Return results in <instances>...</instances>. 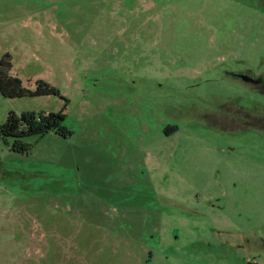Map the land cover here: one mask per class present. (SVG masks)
<instances>
[{"label":"rangeland","instance_id":"374dc122","mask_svg":"<svg viewBox=\"0 0 264 264\" xmlns=\"http://www.w3.org/2000/svg\"><path fill=\"white\" fill-rule=\"evenodd\" d=\"M6 53L71 133L0 137V264H264V0H0Z\"/></svg>","mask_w":264,"mask_h":264},{"label":"trees","instance_id":"16d2710c","mask_svg":"<svg viewBox=\"0 0 264 264\" xmlns=\"http://www.w3.org/2000/svg\"><path fill=\"white\" fill-rule=\"evenodd\" d=\"M11 67V57L6 53L0 58V93L4 97L60 95L54 86L42 79H37L32 89L24 87L18 77L10 74ZM60 97L64 98L61 95ZM64 101V106L59 111L54 112L23 111L16 115L15 112L9 111L5 121L0 124V137L4 141H7L9 137L12 138L11 149L17 152H25L28 147L20 140L23 137L29 135L43 136L48 133L64 137L69 135L71 132L63 124L66 117L64 109L68 104L66 98Z\"/></svg>","mask_w":264,"mask_h":264},{"label":"crops","instance_id":"0c3cea01","mask_svg":"<svg viewBox=\"0 0 264 264\" xmlns=\"http://www.w3.org/2000/svg\"><path fill=\"white\" fill-rule=\"evenodd\" d=\"M10 74H11L12 76H16V77H18L17 74L14 72L13 67H11ZM21 84H22L24 87L29 88V89H32V88L34 87L33 85H25V84L23 83L22 80H21Z\"/></svg>","mask_w":264,"mask_h":264}]
</instances>
